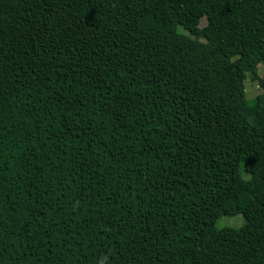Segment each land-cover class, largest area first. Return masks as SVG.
I'll return each mask as SVG.
<instances>
[{
  "label": "trees",
  "instance_id": "trees-1",
  "mask_svg": "<svg viewBox=\"0 0 264 264\" xmlns=\"http://www.w3.org/2000/svg\"><path fill=\"white\" fill-rule=\"evenodd\" d=\"M260 63L264 0H0V264H264Z\"/></svg>",
  "mask_w": 264,
  "mask_h": 264
},
{
  "label": "rangeland",
  "instance_id": "rangeland-1",
  "mask_svg": "<svg viewBox=\"0 0 264 264\" xmlns=\"http://www.w3.org/2000/svg\"><path fill=\"white\" fill-rule=\"evenodd\" d=\"M206 24V18H202L200 25L204 26ZM179 32L182 33H187V31L184 30L183 27L179 28ZM258 73L260 78H264V64L260 63L258 65ZM245 85V91H246V99L248 100L249 103H253L257 96L263 93V89L260 86L258 81H252L249 74L246 80L244 81ZM242 217L243 219V224L245 223V219L242 215H237ZM237 216H222L217 223L218 228H225V227H231L232 221L235 219Z\"/></svg>",
  "mask_w": 264,
  "mask_h": 264
},
{
  "label": "clouds",
  "instance_id": "clouds-1",
  "mask_svg": "<svg viewBox=\"0 0 264 264\" xmlns=\"http://www.w3.org/2000/svg\"><path fill=\"white\" fill-rule=\"evenodd\" d=\"M250 178H251L250 176L246 177V179H250ZM231 226L237 229L242 227L243 226L242 217L240 216L235 217V219L232 221ZM106 260H107V257H102L101 260L99 261V264H106Z\"/></svg>",
  "mask_w": 264,
  "mask_h": 264
}]
</instances>
